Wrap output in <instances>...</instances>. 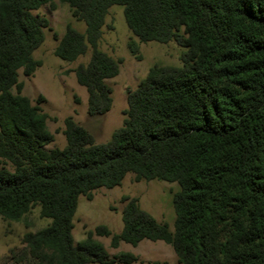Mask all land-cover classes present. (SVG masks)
Returning <instances> with one entry per match:
<instances>
[{
    "label": "trees",
    "instance_id": "16d2710c",
    "mask_svg": "<svg viewBox=\"0 0 264 264\" xmlns=\"http://www.w3.org/2000/svg\"><path fill=\"white\" fill-rule=\"evenodd\" d=\"M54 0H0V215L19 221L34 206L50 223L27 232L10 264H130L131 252L111 246L143 240L170 244L179 264H264V0H60L85 24L68 25L54 54L74 61L88 94V114L112 107L107 81L121 60L99 49L108 9L123 7L128 28L141 42H175L181 67L153 66L127 94L122 126L110 141L65 119L64 148L54 141L48 115L21 93L19 70L32 75L34 51L49 21L33 13ZM136 181L176 182L174 231L143 210L137 198L122 210L123 227L98 226L76 242L80 196Z\"/></svg>",
    "mask_w": 264,
    "mask_h": 264
},
{
    "label": "rangeland",
    "instance_id": "374dc122",
    "mask_svg": "<svg viewBox=\"0 0 264 264\" xmlns=\"http://www.w3.org/2000/svg\"><path fill=\"white\" fill-rule=\"evenodd\" d=\"M33 13L49 21L48 27L44 29V39L33 53L34 59L41 61V66L30 76L20 69L19 81L23 84L21 93L48 115L47 128L53 134L54 141L47 148L66 146L64 129L67 117H72L85 127L96 143L110 141L126 117L128 91L137 88L150 68L155 65L182 66L180 57L184 48L173 41L141 42L128 28L123 7L111 6L105 18L99 49L115 60H121L119 73L107 81L112 88L111 109L101 115H89L88 94L78 84L75 69L79 64L89 61L91 51L88 50L74 61L61 60L54 54L68 25L84 32L85 24L72 16L68 3L60 0L44 4ZM4 165L12 169L10 164L0 160V167ZM179 190L176 182L136 181L134 174L128 173L118 186L99 188L93 192L91 199L79 197L73 220L74 239L76 242L83 240L87 232L95 231L98 226H106L112 234L119 233L123 227L122 210L131 198H137L143 210L174 231L176 213L173 196ZM49 223V219L40 215L38 205H34L19 221L8 220L0 215V264H10L8 255L11 250L23 246L25 233L37 232ZM93 238L102 243L111 256L123 252L133 253L137 259L130 264H179L173 247L163 241L143 240L136 246L121 242L118 247H112L111 236L94 234Z\"/></svg>",
    "mask_w": 264,
    "mask_h": 264
}]
</instances>
